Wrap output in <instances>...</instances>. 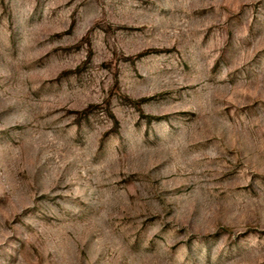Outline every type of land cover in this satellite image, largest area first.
I'll return each instance as SVG.
<instances>
[{
    "label": "rangeland",
    "instance_id": "374dc122",
    "mask_svg": "<svg viewBox=\"0 0 264 264\" xmlns=\"http://www.w3.org/2000/svg\"><path fill=\"white\" fill-rule=\"evenodd\" d=\"M0 264H264V0H0Z\"/></svg>",
    "mask_w": 264,
    "mask_h": 264
}]
</instances>
